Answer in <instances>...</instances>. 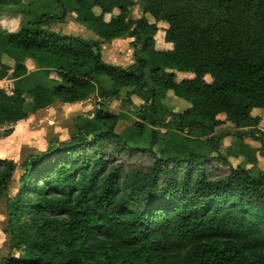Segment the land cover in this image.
<instances>
[{
  "label": "trees",
  "instance_id": "trees-1",
  "mask_svg": "<svg viewBox=\"0 0 264 264\" xmlns=\"http://www.w3.org/2000/svg\"><path fill=\"white\" fill-rule=\"evenodd\" d=\"M54 1L61 14L0 33V79L14 80L12 94L0 91V126H9L0 137L57 101L138 95L146 105L121 133L126 113L102 106L70 142L25 161L21 189L8 198L11 252L0 251V264H264V170L244 141L264 146L254 115L264 111V0H144L138 20L132 0ZM69 14L98 39L40 25ZM160 22L171 49L157 48ZM126 35L135 62L105 61L103 45ZM27 58L59 79L25 86ZM170 91L189 103L184 112L162 102ZM229 134L236 141L223 151ZM119 153L151 162L127 167ZM16 171L13 160L0 163V193Z\"/></svg>",
  "mask_w": 264,
  "mask_h": 264
},
{
  "label": "rangeland",
  "instance_id": "rangeland-1",
  "mask_svg": "<svg viewBox=\"0 0 264 264\" xmlns=\"http://www.w3.org/2000/svg\"><path fill=\"white\" fill-rule=\"evenodd\" d=\"M132 1L135 3V6L132 7V15L138 18L141 14V4L144 0ZM8 8L11 10L17 9L18 11H22V16H24L25 20L23 25H28L30 21L41 17L45 12L52 13L51 15H53V13L61 14L62 12V8L59 3L54 0H22L19 5H11L8 6ZM22 21L23 20H21V23ZM65 21L51 18L40 23V25H42L43 28H49L53 31L64 34H80L86 38H92L95 35L91 29L79 21L74 20L75 22H73V25L76 26L74 28L71 25L65 24ZM19 24L12 25V23H9L8 26H10L11 31H17L20 30ZM159 26L160 31L156 36L157 48L169 49L172 46L168 45L164 40V30L167 27V24L165 22H160ZM122 38H125L126 40L123 42L121 41L122 44L119 46H105L103 49L104 59L112 64L130 66L136 60L135 39H133L132 42H129L128 39L132 38L129 35ZM110 43L112 42H109V44ZM177 75L179 81L185 78L194 77L191 73H178ZM54 76L59 79V75L57 73H54ZM40 81H43L40 77H28L25 81V86L32 87ZM101 85L105 89H111L113 83L110 77L104 76L101 81ZM13 89L14 88L12 86V92ZM28 101L31 102L33 99H28ZM162 102L166 106L168 105L172 111L184 112L189 107V103L186 100L171 94V91L162 100ZM145 105V100L138 95H134L130 99H127L126 96L123 98H115L110 102V104L102 100V98L97 94L77 103L69 104L57 101L46 109L38 111L30 109L27 119L13 125L14 132L12 135L8 137H0V163H3L4 160H13L17 165V171L14 179L8 185V188L4 189L0 193V251L3 250L2 255H8V253L11 252L10 246L7 244L9 235L6 232L7 221L9 219L8 198L15 197L21 189V178L24 174L23 164L25 161L28 160L31 155H42L50 149L57 147L60 143L70 142L72 135L77 130V126L81 125L85 119L93 117L97 109L102 106L109 107L112 111L118 114L126 113L127 118L121 120L118 126V131L121 133L135 121L142 119L141 113L143 112ZM258 114L262 115L263 120L260 126L264 127V111L261 109L254 110V115ZM232 126L233 124L227 122L224 127L228 128ZM7 128H9V126H0V136H2V133H4ZM235 141L236 137L234 135H227L223 141L222 150L225 151L226 148L229 147V145H233ZM254 142L255 141H252L251 143ZM255 144L257 143L255 142ZM161 147L162 146L160 144L156 146L157 149ZM114 158L117 163L124 161L127 167L134 165H146L151 162V158L142 153H136L134 156H130L127 153H119L116 154ZM231 160L236 165L240 163L241 158H231ZM18 254L15 255L18 256Z\"/></svg>",
  "mask_w": 264,
  "mask_h": 264
},
{
  "label": "crops",
  "instance_id": "crops-1",
  "mask_svg": "<svg viewBox=\"0 0 264 264\" xmlns=\"http://www.w3.org/2000/svg\"><path fill=\"white\" fill-rule=\"evenodd\" d=\"M142 7H141V14L138 18L134 17L133 16V19H140L142 16H143V7H144V1L142 2ZM96 12L99 13L100 10L99 9H96ZM22 11H18L17 9H9L8 6H4V7H0V33H6V32H17V31H11L10 29V26L9 23H12V25L14 24H19L20 25V29L21 27L23 26V23H24V16H22ZM19 20V21H18ZM21 20L22 23H21ZM73 22H75L73 20V17L71 14H69L68 18L66 19V21L64 22L65 24L67 25H71L73 28L76 27L74 26ZM68 34V33H67ZM68 35H78V36H81L80 34H74V33H70ZM81 37H84V36H81ZM86 38V37H84ZM89 39V38H88ZM92 39H98L97 35L95 34ZM134 38H129V42H132ZM126 39L120 37V38H116L112 41V43H106L103 45V49L105 48L106 45H108L109 47H114V46H119L120 44H122L123 41H125ZM122 41V42H121ZM168 44V43H167ZM170 46H172L171 44H168ZM172 47H170L169 49H171ZM25 63L28 67V72H29V75L30 77L34 78V77H40L43 79V81H40V83H43V84H48V85H51V81L52 80H55L57 81L58 80V77H55L54 76V73H57L55 70L51 71L49 74L47 73L48 71H45L44 69H41L40 67H38L36 61H34V59L32 58H27L25 60ZM47 74L49 75V77L47 76ZM7 82L11 83L12 80H6ZM14 83V81H13ZM28 99H33L31 96H28L27 98V101ZM29 102V101H28ZM260 129L264 130V127L260 126ZM245 143H247L249 146L253 147L254 149H258V152H257V157H258V164L259 166L264 170V156L261 155V153L259 152V149H262L264 148L263 146V143L252 138V137H247L244 139ZM252 141H255L257 144L254 143H251Z\"/></svg>",
  "mask_w": 264,
  "mask_h": 264
},
{
  "label": "built area",
  "instance_id": "built-area-1",
  "mask_svg": "<svg viewBox=\"0 0 264 264\" xmlns=\"http://www.w3.org/2000/svg\"><path fill=\"white\" fill-rule=\"evenodd\" d=\"M6 80L9 79H3V80L0 79V91L4 90L8 94H12L13 92L11 91V87L13 86L14 88L13 80L11 81V83L7 82Z\"/></svg>",
  "mask_w": 264,
  "mask_h": 264
},
{
  "label": "clouds",
  "instance_id": "clouds-1",
  "mask_svg": "<svg viewBox=\"0 0 264 264\" xmlns=\"http://www.w3.org/2000/svg\"><path fill=\"white\" fill-rule=\"evenodd\" d=\"M14 81V80H13Z\"/></svg>",
  "mask_w": 264,
  "mask_h": 264
}]
</instances>
